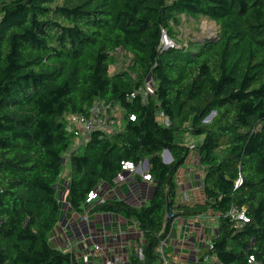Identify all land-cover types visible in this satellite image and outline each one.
I'll list each match as a JSON object with an SVG mask.
<instances>
[{
    "label": "trees",
    "instance_id": "obj_1",
    "mask_svg": "<svg viewBox=\"0 0 264 264\" xmlns=\"http://www.w3.org/2000/svg\"><path fill=\"white\" fill-rule=\"evenodd\" d=\"M182 18L214 22L218 34L180 47ZM163 31L174 48L160 50ZM119 52L130 64L111 74ZM149 79L156 96L132 99ZM97 100L121 107L124 130L71 154L67 116H88ZM192 157L204 202L188 205L179 173ZM145 162L153 195L144 205L87 203L115 188L124 163ZM62 185L81 217L136 222L142 240L127 264H163L159 248L170 254L177 221L200 216L218 226L193 264H264V0H0V264H83L53 245Z\"/></svg>",
    "mask_w": 264,
    "mask_h": 264
},
{
    "label": "built area",
    "instance_id": "obj_2",
    "mask_svg": "<svg viewBox=\"0 0 264 264\" xmlns=\"http://www.w3.org/2000/svg\"><path fill=\"white\" fill-rule=\"evenodd\" d=\"M175 43L169 38L168 34L163 31L162 41H161V49L160 50H168L170 48H174ZM156 96V85L153 79H149L145 85L132 93L131 98L136 99L140 98L143 104H148L150 99ZM136 118L131 116V121L135 122ZM158 122L164 127H170L171 123L169 119L165 116L164 113H159L157 115ZM123 121L124 114L120 106L109 104L103 100H97L88 116L84 115H68L67 116V127L69 132L73 135V148L71 150V154L82 149L86 145L92 142L94 136L99 135L101 138H112L117 134L123 132ZM71 156V155H70ZM164 160H168L167 155H162ZM146 163L140 164V166H136L134 163H124L122 165V172L118 175L117 179L114 182L116 191L117 187H120L122 184L128 183L129 177L133 175H139L143 178V181L146 183H153L152 177L148 174L149 169H146ZM181 185V182L179 183ZM107 193H104V186L100 187L98 190L91 192L88 195L87 203L93 204L95 202L103 203L107 199ZM238 224L241 226L250 222L246 212H236L235 210L231 211L229 214ZM205 216H200L198 219H201ZM213 218V217H212ZM82 221L85 223H90L89 212L82 216ZM106 218L103 216V220ZM175 224L173 225V227ZM91 227V225H90ZM91 236L89 240L93 242L94 250L93 256L95 259L103 260L104 256H107L106 264H127L126 260V249L120 245L118 247L119 254L115 255V259L111 260L108 257L109 247L101 246L97 243L96 239L98 238H108L105 233L98 232L97 228L91 227L90 229ZM124 236L121 234H114L112 239L114 244H118L120 237ZM211 238H207V245L211 244ZM53 236V241H54ZM166 242H164L160 248L159 253L163 256V264H169L168 256L165 254ZM74 253V252H71ZM114 253V252H113ZM76 254V253H75ZM115 254V253H114ZM138 255L140 260H144V251L142 248L138 249ZM83 264H91L92 257L89 254H85L81 258L78 257Z\"/></svg>",
    "mask_w": 264,
    "mask_h": 264
},
{
    "label": "rangeland",
    "instance_id": "obj_3",
    "mask_svg": "<svg viewBox=\"0 0 264 264\" xmlns=\"http://www.w3.org/2000/svg\"><path fill=\"white\" fill-rule=\"evenodd\" d=\"M218 31H219L218 26L214 22H211L207 19L202 18L200 20H191V19L182 18V26L178 29L179 41H180V44H178V46H180V47L188 46V45H190L191 41H196V40L197 41H204L207 38L213 39L218 34ZM198 48H199V45H193L191 47L190 51H197ZM117 57L120 60L119 64L117 66L111 68V74H115L118 70H121L123 67V64H125V67H128L130 64L131 58H132V56H130V55L128 56L124 52H119ZM187 142L193 145L194 141L188 138ZM193 159L194 158L192 157L188 161V165H191L192 162L196 163V160H193ZM195 166L197 167L198 165H194V167ZM185 169H187V168H185ZM188 169H190V168H188ZM179 176H180V174H179ZM194 176H195L194 181H199V178H201V180H202V174L195 172ZM129 184H131V186L133 187V190L129 193V195L131 196V199H130L131 201L136 199V197L139 198V197H147L148 196L149 199L152 198L153 189L149 188V186L147 185L148 183L147 184L146 183L138 184L137 180L132 179V176L129 177L128 183L122 184L120 187L116 188V191L118 190V193L122 194V196L120 198H122V199L127 198L126 195L123 193L121 188L125 187V186L127 187V185H129ZM181 186L183 188L182 183L180 185V188H181ZM63 188H64V186H63ZM111 189L114 190V188H110L109 186H104V193H107V195H109V192L111 191ZM64 190H65V188H64ZM116 191H112V192L115 193ZM78 219H79L81 224L84 223L80 216H78ZM76 222H77V217L75 220H73L71 222L70 228L63 227V226H61V224L56 228V230L54 231V238H55L53 241L54 247L59 248V249L63 250L64 252L74 251L76 253V255L80 258L82 256H84L85 254H89L92 257L91 264H106L107 256H104L103 260H99V259L94 258V256H93V250H94L93 242H91L89 240H83L84 236H83L82 232L79 231V234H80L79 239H77L75 237L73 227L75 226L74 224ZM99 222H100L99 223L100 227H97L98 232L105 233L108 236V238H106V239L105 238H98V239H96V241L101 246L109 247L108 257L111 260H114L115 255L119 254L118 247L120 245H122L126 250H128L134 244H136L139 240H142V234L138 229V225L133 220L128 221V220H125L121 217H119V218L117 217V221H116L114 226L111 224V222H107V220L105 221V219L103 220L102 218L99 219ZM180 223H181V221H177L176 224L179 226ZM217 226L218 225H216V227H215L213 225V228L217 229ZM104 227H105V229H104ZM106 227L108 230L106 229ZM94 228H96V226H94ZM114 234H118L119 236L121 234H124V236L120 237L118 244H114V241L112 239V236ZM179 257H180V250H178V249L174 250L172 252V258L170 257V254L168 255L169 264H176V262H178V260H179ZM126 260H127V251H126Z\"/></svg>",
    "mask_w": 264,
    "mask_h": 264
},
{
    "label": "crops",
    "instance_id": "obj_4",
    "mask_svg": "<svg viewBox=\"0 0 264 264\" xmlns=\"http://www.w3.org/2000/svg\"><path fill=\"white\" fill-rule=\"evenodd\" d=\"M193 160H196V163L192 162L191 165L187 166V169L181 170L180 171L181 173H179L180 174L179 183L181 182L183 184V188L181 186L180 202H185L188 205L202 204L204 202V193L202 189L203 176H202V180L201 178H199V181H194V177H195L194 173L197 172L200 174V171L197 169L196 166L194 167V165H198L197 159L194 158ZM132 179L137 180L136 175H133ZM137 182L138 184L146 183L144 181H141V182L137 181ZM147 185L149 186V188H151L150 183H148ZM121 189L127 197L125 199H127L133 205H138V206L144 205L149 199L148 196L139 197V198L136 197V199L131 201L130 200L131 196L129 195V193L133 190V187L131 186V184L127 185V187L126 186L122 187ZM112 191L114 190L111 189V191L109 192V195L106 197L122 199L120 198L122 194L121 193L119 194L118 190L115 193ZM66 196H67V191L64 190L63 185H62V192L60 194V200H62L63 204L66 203ZM65 206L67 205L65 204ZM88 212L89 211H87V213ZM78 216L80 215L74 213L67 206V208H64L62 210L61 226L70 228L71 222L75 220L77 217V222L74 224L75 226L73 227L74 235L77 239H79L80 238L79 231L82 232L84 236L83 240L90 238L91 227L93 228L94 226H96V228L100 227L99 219L101 218L103 219V216H105L107 222H111L113 226L115 225L117 221V217L118 218L120 217V216L116 217V215H113V214L104 215L100 213H97V214L89 213L90 223L84 222L83 223L84 225H83L80 223ZM211 220H212V216H205L201 219L197 218V219H189V220H179L181 221V223L179 224V226L176 225L175 232L169 242L171 258H172V252L174 250L176 249L180 250V257H179L178 262H176V264H193L197 261V258L199 256L201 249L207 244V238H210L212 235L215 234L216 229L213 228V225L216 227L217 223L216 222L213 223L211 222Z\"/></svg>",
    "mask_w": 264,
    "mask_h": 264
},
{
    "label": "water",
    "instance_id": "obj_5",
    "mask_svg": "<svg viewBox=\"0 0 264 264\" xmlns=\"http://www.w3.org/2000/svg\"><path fill=\"white\" fill-rule=\"evenodd\" d=\"M214 116H215V114L211 115V116L208 118V121H211V120L214 118ZM165 154L167 155L168 160H164V159H163L164 163H165V164H171V163L173 162V158H172V156H171L170 151H165ZM146 169H147V170L149 169V163H148V162L146 163ZM169 214H170V218L173 219L174 217L171 215V212H169Z\"/></svg>",
    "mask_w": 264,
    "mask_h": 264
}]
</instances>
